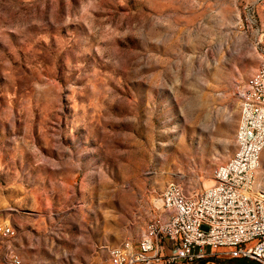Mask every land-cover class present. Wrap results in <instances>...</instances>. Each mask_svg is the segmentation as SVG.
Listing matches in <instances>:
<instances>
[{
    "label": "rangeland",
    "instance_id": "1",
    "mask_svg": "<svg viewBox=\"0 0 264 264\" xmlns=\"http://www.w3.org/2000/svg\"><path fill=\"white\" fill-rule=\"evenodd\" d=\"M256 25L247 0H0V226L90 236L106 264L169 183L211 187L264 64Z\"/></svg>",
    "mask_w": 264,
    "mask_h": 264
},
{
    "label": "built area",
    "instance_id": "2",
    "mask_svg": "<svg viewBox=\"0 0 264 264\" xmlns=\"http://www.w3.org/2000/svg\"><path fill=\"white\" fill-rule=\"evenodd\" d=\"M242 121L237 150L214 175V184L192 196L169 183L160 196L163 216L151 221L137 245L107 249L109 264H222L211 254L264 264V192L256 187L264 152V67L239 89ZM15 235L0 226V237ZM10 264H23L15 255Z\"/></svg>",
    "mask_w": 264,
    "mask_h": 264
},
{
    "label": "crops",
    "instance_id": "3",
    "mask_svg": "<svg viewBox=\"0 0 264 264\" xmlns=\"http://www.w3.org/2000/svg\"><path fill=\"white\" fill-rule=\"evenodd\" d=\"M247 2L256 16L257 25L254 33L256 37H260L258 45L264 55V0H247ZM15 227L18 230H15L16 236L3 238L5 244L3 243L4 245L0 250V264H10V257L12 255L19 257L23 264H49V260L55 262L66 260L67 264H78L77 261H86V264H95L97 260L98 242L90 236L82 235L80 243L76 244L74 248L70 241L71 239L45 238L43 242L44 232L36 226L32 227V234L22 225L16 224ZM104 244H111V240L106 239ZM104 252L106 253L107 251L104 250ZM106 255L108 259V252ZM240 261L246 262L243 260ZM106 264H109L108 260Z\"/></svg>",
    "mask_w": 264,
    "mask_h": 264
},
{
    "label": "bare ground",
    "instance_id": "4",
    "mask_svg": "<svg viewBox=\"0 0 264 264\" xmlns=\"http://www.w3.org/2000/svg\"><path fill=\"white\" fill-rule=\"evenodd\" d=\"M262 67H264V64L262 65ZM241 121H242V113H241ZM239 131H240V129H239ZM256 187H257V189L259 188V186H258V180H256ZM259 191H261V190H259ZM261 192H264V191H261Z\"/></svg>",
    "mask_w": 264,
    "mask_h": 264
}]
</instances>
